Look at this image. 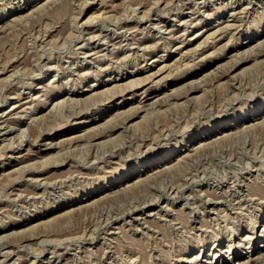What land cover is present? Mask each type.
<instances>
[{
    "label": "rangeland",
    "instance_id": "1",
    "mask_svg": "<svg viewBox=\"0 0 264 264\" xmlns=\"http://www.w3.org/2000/svg\"><path fill=\"white\" fill-rule=\"evenodd\" d=\"M0 151V264H264V0H0Z\"/></svg>",
    "mask_w": 264,
    "mask_h": 264
},
{
    "label": "bare ground",
    "instance_id": "2",
    "mask_svg": "<svg viewBox=\"0 0 264 264\" xmlns=\"http://www.w3.org/2000/svg\"><path fill=\"white\" fill-rule=\"evenodd\" d=\"M236 1V0H235ZM257 2V1H256ZM234 3V2H233ZM113 5V4H112ZM126 5V4H125ZM27 7V6H26ZM127 8V7H126ZM137 8V7H136ZM235 8V7H234ZM241 9V8H240ZM250 9V8H249ZM243 10V9H242ZM135 11V10H134ZM244 11V10H243ZM251 13V12H250ZM101 14V13H100ZM230 14V13H229ZM111 15V14H110ZM234 14H232V16H233ZM95 16V15H94ZM106 16H107V14H106ZM97 17H98V14H97ZM99 17H100V15H99ZM105 17V16H104ZM175 18V17H174ZM95 19H96V16H95ZM234 20H236V19H233L232 21H234ZM226 22V21H225ZM232 23V22H231ZM231 23H227V24H225V23H223V21L222 22H218L217 24L215 23V24H212V25H207L208 26V28L206 29V30H204L203 32H205V33H207V32H210V31H212L213 30V32L211 33L212 35H217L218 34V36H219V34H221V32H226V31H228V30H233V29H236L237 27L234 25V23L233 24H231ZM224 24V25H223ZM157 25H159V24H157ZM245 27V26H244ZM117 30V29H116ZM164 32V31H163ZM135 33V32H134ZM90 37V36H89ZM88 37V38H89ZM183 38V37H182ZM78 39H79V37H78ZM107 39V38H106ZM112 39V38H111ZM254 40V38H250V40L249 41H246L245 43H240V45L239 46H237V47H235L234 48V50L233 51H236V52H239L242 48H244L245 46L244 45H247V44H249V43H251L252 41ZM64 41V40H63ZM41 42V41H40ZM45 42V41H44ZM73 42V41H72ZM151 43V42H150ZM43 45V44H42ZM134 46V45H133ZM95 47V46H94ZM140 47V46H139ZM109 48V47H108ZM140 54V53H139ZM229 54H231V52L230 53H228V55ZM191 55V54H190ZM134 56H135V54H134ZM232 57V56H231ZM230 57V58H231ZM157 61H159V60H155V62H157ZM46 64V63H45ZM215 64H218V62L217 63H215ZM206 66V65H205ZM150 67V66H149ZM165 68V66H162L161 68H159L157 71H155V72H153V73H150V74H148V75H146L143 79H141V81H144V80H149V81H151V80H153L159 73H160V71H162L163 69ZM218 68H222L221 66H218L217 68H216V70L218 69ZM12 70V69H11ZM16 70V69H15ZM123 71V70H122ZM234 71V67H233V65H231V66H229V67H227V69L225 70V72H223L222 74H219L218 76H217V78L218 79H223L224 77L226 78V77H229V78H231V74H232V72ZM138 72V71H137ZM204 72V71H203ZM210 72V71H209ZM208 72V73H209ZM237 72V71H236ZM14 73V72H13ZM216 73V72H215ZM11 74V73H10ZM9 75V74H8ZM12 75V74H11ZM131 75V74H130ZM135 75H137L136 73H135ZM142 75V74H141ZM193 75V74H192ZM255 75V74H254ZM132 76V75H131ZM233 76V75H232ZM134 79V78H133ZM136 79V78H135ZM8 80V79H7ZM120 79H117V80H114V81H119ZM185 80H187V79H185ZM191 80V79H190ZM156 82V81H155ZM220 82V81H219ZM228 82V81H227ZM129 83V82H128ZM127 83V84H128ZM138 83H139V80H138ZM186 83V82H185ZM180 84V83H179ZM183 84V83H182ZM246 85V84H245ZM108 86V85H107ZM93 87H94V85H93ZM130 87V86H129ZM191 87V86H190ZM118 88V87H117ZM174 89V88H173ZM228 89V88H227ZM125 90H126V88H125ZM155 90V89H154ZM187 90V89H186ZM216 90V89H215ZM171 91V90H170ZM83 93V92H82ZM192 93H194L193 92V89L192 90H190L187 94L188 95H190L191 96V94ZM162 95V94H161ZM164 95V94H163ZM251 95V94H250ZM249 95V96H250ZM119 96V95H118ZM157 95L155 94V93H147L146 91L144 92V98H146V101H148V100H151V99H155V98H157L156 97ZM170 98V97H169ZM189 99V98H188ZM183 102V101H182ZM185 102V101H184ZM91 103V102H90ZM24 104V103H23ZM151 105V104H150ZM153 105V104H152ZM151 105V106H152ZM205 105V104H204ZM186 106V105H185ZM18 107H20V106H18ZM18 107H16L15 109H17ZM71 107V106H70ZM143 107V106H142ZM154 107V106H153ZM146 108V107H145ZM14 109V110H15ZM30 110V109H29ZM121 111H123V110H121ZM252 112H256V110H253ZM4 113V112H3ZM25 113V112H24ZM26 114H27V112H26ZM117 114H118V112H117ZM123 114V113H122ZM261 115V112H258V113H255V114H253V115H250L249 113L248 114H245V115H243L242 117H237V118H235L234 120H236V121H239V122H254V121H256V120H258L259 119V116ZM130 116V115H129ZM35 117V116H34ZM28 118V117H27ZM29 120V119H28ZM90 122V121H89ZM4 123V122H3ZM134 123V122H133ZM103 124V123H102ZM130 124V123H129ZM128 124V125H129ZM242 124V123H241ZM261 124V123H260ZM99 125V124H98ZM124 125V124H123ZM125 126L126 127H128L126 124H125ZM234 126V124H229V122H226V123H223V124H219V125H217V126H215V127H213V129L212 130H210V131H205V132H203L202 133V137H200L198 140H196V141H201V140H209V139H211V138H213V137H216L218 134H221V133H223V132H225L226 130L228 131L229 129L231 130L232 129V127ZM46 127V126H45ZM20 128V127H19ZM259 128V127H258ZM10 129H11V127H10ZM14 130V129H13ZM88 130V129H87ZM121 130V129H120ZM25 131H27V130H25ZM248 131V130H247ZM120 132V131H119ZM241 132V131H240ZM22 133V132H21ZM238 133V132H237ZM242 133V132H241ZM28 134V133H27ZM15 136H17L16 134H14ZM19 135V134H18ZM24 135V134H23ZM28 136V135H27ZM27 136H26V138H27ZM30 136V135H29ZM74 136V135H73ZM199 136V135H198ZM23 137V136H22ZM116 137V136H115ZM12 138V137H11ZM17 138V137H16ZM15 138V139H16ZM113 139H115L114 137H112ZM110 139V140H113V139ZM24 139V138H23ZM32 139V138H31ZM10 140H12V139H10ZM20 140V139H19ZM68 140V139H67ZM106 141H108L107 139H105ZM13 141V140H12ZM104 141V140H103ZM105 141V142H106ZM115 141V140H114ZM117 141V140H116ZM191 141V140H190ZM196 141H194V142H196ZM120 142V141H119ZM123 142V141H122ZM13 143V142H12ZM11 143V144H12ZM19 144H20V142H18ZM44 143V142H43ZM54 143V142H53ZM52 143V144H53ZM111 143V142H110ZM192 143V142H191ZM85 144V143H84ZM102 144V143H101ZM122 143H120L119 145H121ZM57 145V144H56ZM69 145V144H68ZM112 145V144H111ZM116 145V144H115ZM114 145V146H115ZM118 145V146H119ZM16 146V145H15ZM20 146V145H19ZM84 146V145H83ZM105 146V145H104ZM88 147V146H87ZM190 147H192V145H187V146H185L184 147V149H182V150H180L178 153H172V152H170V153H168L167 154V156H165V157H163V159L159 162V164L160 165H157L156 167L155 166H153L154 164H152V160H150L149 161V163H151L150 165H147V164H144V165H142L141 166V170L139 171V173H134V174H132V175H129L128 177H126L125 176V178H122L121 180H118V181H115L114 183H112L111 185H110V188L111 189H113V188H115L117 185H120L121 183H123V182H126L128 179L129 180H131L132 178H138V176L140 175V173H145V172H154L153 174H155V173H157L158 172V170H159V168H161V167H163V166H165V164H167V162L170 160V159H174V160H176L179 156H181L183 153L185 154L187 151H189V148ZM16 148V147H15ZM85 148V147H84ZM80 149V148H79ZM105 149V148H104ZM108 149V148H107ZM113 149H114V147H113ZM129 149H131V148H129ZM112 150V149H111ZM1 152V151H0ZM4 152V151H3ZM81 152V151H80ZM96 152V151H95ZM106 152V151H105ZM131 152V151H130ZM101 153V152H100ZM113 153V152H112ZM98 154V153H97ZM50 155V154H49ZM57 155V154H56ZM2 157V156H1ZM46 157V156H45ZM54 157H56V156H54ZM19 158V157H18ZM46 158H48V157H46ZM45 159V158H44ZM49 159V158H48ZM209 159V158H208ZM44 161V160H43ZM47 161V160H46ZM45 161V162H46ZM89 161V160H88ZM94 161V160H93ZM187 161V160H186ZM238 161V160H237ZM41 162V161H40ZM90 162H92V161H90ZM182 162H183V160H182ZM87 164V163H86ZM32 165V164H31ZM21 167V166H20ZM29 168V167H28ZM216 170V169H215ZM135 171V170H134ZM218 173V172H217ZM150 174V173H149ZM261 174V173H260ZM37 179V178H36ZM61 179V178H60ZM230 179V178H229ZM62 180V179H61ZM152 181V180H151ZM238 181V180H237ZM47 182V181H46ZM52 182V181H51ZM77 182V181H76ZM125 184V183H124ZM241 184V183H240ZM78 185V184H77ZM180 185V184H179ZM182 185V184H181ZM237 185V184H236ZM173 187H174V185H173ZM244 187H245V185H239L238 184V186H237V188L239 189V192L241 191H243V193H245L246 192V190L244 189ZM248 188V187H247ZM179 189V188H178ZM263 189V188H262ZM123 190V189H122ZM217 190V189H216ZM249 190V189H248ZM247 190V194H249V191ZM99 191V190H98ZM97 191V192H98ZM34 192V191H33ZM99 192H101V191H99ZM223 192V191H222ZM22 193V192H21ZM37 193V192H36ZM103 193V192H102ZM175 193V192H174ZM204 193V192H203ZM217 193V192H216ZM25 194V193H24ZM251 195H256V196H260V194L259 193H257V192H251L250 193ZM96 195V193H93V195H89L86 199H82L81 201L80 200H75L74 202H75V204H78V203H82L83 201L85 202H87V201H89V200H91V198H93L94 196ZM173 195V194H172ZM250 195V196H251ZM206 196V195H205ZM235 196V195H234ZM242 196V195H241ZM228 197V196H227ZM249 197V196H248ZM261 197V196H260ZM16 198V197H15ZM236 200V199H235ZM191 202V201H190ZM237 202V201H236ZM219 203H221L220 202V200L218 199V198H211V199H209V200H207V202L206 203H204V209L206 210V209H210L209 211H215L214 210V208H216V206H218L219 205ZM84 204V203H83ZM234 204V203H233ZM195 205V204H194ZM247 205V204H246ZM65 206V205H64ZM79 206V205H78ZM255 206V205H254ZM63 207V206H62ZM184 207V206H183ZM65 208V207H64ZM198 208V207H197ZM223 208V207H222ZM58 209V208H57ZM159 210V209H158ZM248 210V209H247ZM200 211V210H199ZM225 211V210H224ZM259 212V211H258ZM152 213V212H151ZM182 213V212H181ZM187 213V212H186ZM207 213V212H206ZM242 213V212H241ZM202 214V213H201ZM248 214V213H247ZM150 215V214H149ZM154 215V214H153ZM163 216V215H162ZM165 216V215H164ZM167 216V215H166ZM215 217V216H214ZM238 217V216H237ZM162 218V217H161ZM196 219V218H195ZM224 219V218H223ZM249 221V220H248ZM253 221V220H252ZM152 222V221H151ZM200 222V221H199ZM226 222V221H225ZM133 224V223H132ZM173 225V224H172ZM200 226V225H199ZM231 226V225H230ZM191 227V226H190ZM189 227V228H190ZM209 228V227H208ZM26 229V228H25ZM12 234H13V232H11ZM179 234V233H178ZM230 234V233H229ZM253 234H254V236H256V238L255 239H262V236H264V234L260 231V229H255L254 228V232H253ZM177 235V234H176ZM10 236V235H9ZM69 236V235H68ZM59 237V236H58ZM0 238H1V236H0ZM44 238H45V236H44ZM246 239V238H245ZM62 240V239H61ZM178 241V240H177ZM61 242V241H60ZM240 243V242H239ZM264 244V243H263ZM247 245V244H246ZM89 251V250H88ZM228 251V250H227ZM92 252H94V251H92ZM177 253V252H176ZM223 253V252H222ZM52 254V253H51ZM63 254V253H62ZM114 255V254H113ZM214 255V254H213ZM94 257V256H93ZM239 257V256H238ZM89 258H90V256H89ZM151 258V257H150ZM159 258V257H158ZM93 259V258H92ZM149 259V258H148ZM96 260V259H95ZM101 260V259H100ZM252 261V259H249L248 261H247V263L248 264H250V262ZM131 262V261H130ZM111 263V262H110ZM221 264L223 263V262H220ZM228 263V262H227ZM254 263V262H253Z\"/></svg>",
    "mask_w": 264,
    "mask_h": 264
}]
</instances>
